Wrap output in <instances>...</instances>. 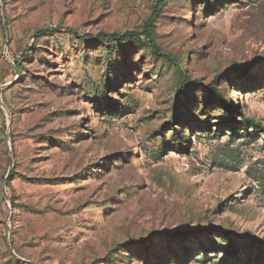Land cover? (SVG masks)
Masks as SVG:
<instances>
[{"label": "rangeland", "instance_id": "rangeland-1", "mask_svg": "<svg viewBox=\"0 0 264 264\" xmlns=\"http://www.w3.org/2000/svg\"><path fill=\"white\" fill-rule=\"evenodd\" d=\"M156 8L0 0V264H264V0Z\"/></svg>", "mask_w": 264, "mask_h": 264}, {"label": "trees", "instance_id": "trees-1", "mask_svg": "<svg viewBox=\"0 0 264 264\" xmlns=\"http://www.w3.org/2000/svg\"><path fill=\"white\" fill-rule=\"evenodd\" d=\"M164 1L165 0H157V8L155 10L153 18H155V16L158 14L160 7H162L164 4ZM152 31H153V26L151 24H148L143 31L126 32L122 36L121 35H113L110 38H113L114 40H120V41L135 40L138 42H142L143 38H151ZM104 36L108 37L107 35H104ZM224 107L229 111H233L232 106L229 104H225ZM213 230H218V228H214ZM241 237L245 238L247 240H250V241H254V239L251 237L250 234H244ZM256 241H258V240H256Z\"/></svg>", "mask_w": 264, "mask_h": 264}]
</instances>
